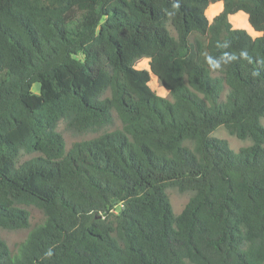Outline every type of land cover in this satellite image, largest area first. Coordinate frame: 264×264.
<instances>
[{"label": "trees", "instance_id": "trees-1", "mask_svg": "<svg viewBox=\"0 0 264 264\" xmlns=\"http://www.w3.org/2000/svg\"><path fill=\"white\" fill-rule=\"evenodd\" d=\"M263 117L264 0H0V264H264Z\"/></svg>", "mask_w": 264, "mask_h": 264}, {"label": "rangeland", "instance_id": "rangeland-1", "mask_svg": "<svg viewBox=\"0 0 264 264\" xmlns=\"http://www.w3.org/2000/svg\"><path fill=\"white\" fill-rule=\"evenodd\" d=\"M223 3V2H222ZM222 10L218 13L220 14ZM217 14V15H218ZM215 15L213 18L209 19L210 22L217 16ZM248 16V15H247ZM230 21V17H229ZM231 23V21H230ZM232 24V23H231ZM233 26V24H232ZM168 28L173 36H176V32L174 31L172 25L169 23ZM233 28H235L233 26ZM235 29H244L241 27ZM246 30V29H244ZM247 31V30H246ZM255 31V30H254ZM253 38H257L261 36V33H253L251 31H247ZM191 41L196 44V46L201 45L203 42L205 43V37H192ZM197 46V47H198ZM149 59L144 58L139 60L135 64V68L137 70H149ZM149 86L151 90L158 96L171 99L170 93L166 90L157 77L151 76V81L149 82ZM226 95V92L224 96ZM114 115V126L111 128H107L102 132H111L115 130H119L122 128V123L119 120L116 112H113ZM261 123L264 126V117L261 119ZM57 131L62 134L64 142H65V149L68 152L76 143L93 140L97 138L100 133H87V134H73L66 129V125L64 121H60L57 127ZM212 136L218 139H222L227 141L229 147L236 153H238L242 148H246L251 146L252 142L250 140H239L235 136L229 134V132L224 127H219ZM39 154H32L27 155L23 154L20 157L19 163L22 164L27 160H30L34 157H38ZM167 194L172 205L173 211L176 216H178L189 203L191 198L194 196V193L191 191L181 192L176 187H171L167 189ZM22 209L26 210L29 213V221L30 227L28 229H19V230H6L0 228V236L1 238L7 243L10 251L13 255H16L18 252L19 246L26 241L30 232L37 226L41 225L45 221L44 213L35 206H20ZM187 264H190L189 262Z\"/></svg>", "mask_w": 264, "mask_h": 264}, {"label": "crops", "instance_id": "crops-1", "mask_svg": "<svg viewBox=\"0 0 264 264\" xmlns=\"http://www.w3.org/2000/svg\"><path fill=\"white\" fill-rule=\"evenodd\" d=\"M221 10H223V3H222V5H221Z\"/></svg>", "mask_w": 264, "mask_h": 264}]
</instances>
